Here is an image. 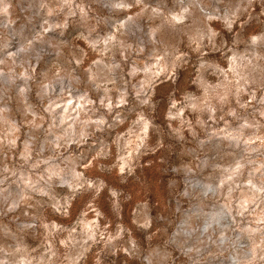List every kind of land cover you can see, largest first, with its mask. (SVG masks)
Segmentation results:
<instances>
[{
    "label": "rangeland",
    "instance_id": "obj_1",
    "mask_svg": "<svg viewBox=\"0 0 264 264\" xmlns=\"http://www.w3.org/2000/svg\"><path fill=\"white\" fill-rule=\"evenodd\" d=\"M0 264H264V0H0Z\"/></svg>",
    "mask_w": 264,
    "mask_h": 264
}]
</instances>
